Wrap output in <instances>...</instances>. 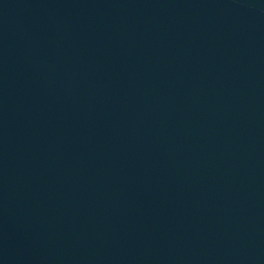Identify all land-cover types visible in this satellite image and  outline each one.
Listing matches in <instances>:
<instances>
[{
    "label": "water",
    "instance_id": "water-1",
    "mask_svg": "<svg viewBox=\"0 0 264 264\" xmlns=\"http://www.w3.org/2000/svg\"><path fill=\"white\" fill-rule=\"evenodd\" d=\"M0 264H264V0H0Z\"/></svg>",
    "mask_w": 264,
    "mask_h": 264
}]
</instances>
